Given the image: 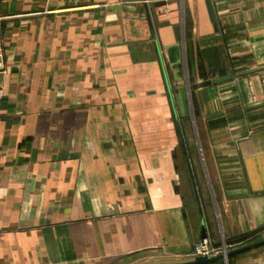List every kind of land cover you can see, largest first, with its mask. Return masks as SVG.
<instances>
[{
  "label": "crops",
  "instance_id": "0c3cea01",
  "mask_svg": "<svg viewBox=\"0 0 264 264\" xmlns=\"http://www.w3.org/2000/svg\"><path fill=\"white\" fill-rule=\"evenodd\" d=\"M211 4L216 32L204 0H0V264L263 238L264 0ZM175 44L190 86L233 76L192 90L189 118ZM209 264H264V246Z\"/></svg>",
  "mask_w": 264,
  "mask_h": 264
},
{
  "label": "water",
  "instance_id": "95a60500",
  "mask_svg": "<svg viewBox=\"0 0 264 264\" xmlns=\"http://www.w3.org/2000/svg\"><path fill=\"white\" fill-rule=\"evenodd\" d=\"M204 1H205V6L207 9L209 20L212 23L214 31L216 32L217 24L215 21L211 0H204ZM165 53H166V57L168 60L170 70L172 72L174 83L175 84L183 83L181 86L173 88L172 90L173 92L172 98L177 107L179 116L181 118L190 117L188 98L192 90H199L204 87L220 84V83L231 80L233 77L231 72L229 71L226 73L224 77L215 78L212 80L200 82V83L190 86L188 80L184 76L183 56H182L181 45L175 44V45L169 46L166 48ZM202 234L203 235L201 239H204L205 238L204 233ZM261 246H264V236L261 240L254 242L252 244L227 250L225 257L228 258L233 255L240 254V253L261 247ZM223 258L224 257L222 256L221 253H215L209 257H206V256L205 257H193V258H189L185 260H148V261H144L138 264H209V263H213L219 260H223Z\"/></svg>",
  "mask_w": 264,
  "mask_h": 264
},
{
  "label": "built area",
  "instance_id": "2783aa9c",
  "mask_svg": "<svg viewBox=\"0 0 264 264\" xmlns=\"http://www.w3.org/2000/svg\"><path fill=\"white\" fill-rule=\"evenodd\" d=\"M4 71H5L4 49L2 44V35H1V27H0V74L4 73ZM229 249L231 248L227 246L224 241H222L219 246H214L209 239L204 238L192 244L190 254L192 257H205V256L209 257L212 254L221 253L222 256L224 257L223 260L226 261L227 258L225 257V254L226 251Z\"/></svg>",
  "mask_w": 264,
  "mask_h": 264
},
{
  "label": "trees",
  "instance_id": "16d2710c",
  "mask_svg": "<svg viewBox=\"0 0 264 264\" xmlns=\"http://www.w3.org/2000/svg\"><path fill=\"white\" fill-rule=\"evenodd\" d=\"M245 237L247 238V237H249V236H242V237L237 238L236 240L230 241L231 243H229V242H228V243H229V244H234V243L239 244V243H242V242L245 241V239H246Z\"/></svg>",
  "mask_w": 264,
  "mask_h": 264
},
{
  "label": "rangeland",
  "instance_id": "374dc122",
  "mask_svg": "<svg viewBox=\"0 0 264 264\" xmlns=\"http://www.w3.org/2000/svg\"><path fill=\"white\" fill-rule=\"evenodd\" d=\"M169 83V82H168ZM173 87L171 86V84L169 83V88H168V90H169V92H171L173 89H172ZM171 90V91H170ZM173 99V98H172ZM174 106L176 107V105H175V103H174ZM147 257V256H146ZM148 260H156V259H154V258H152V259H148ZM148 260H142L141 262H144V261H148ZM140 262V263H141Z\"/></svg>",
  "mask_w": 264,
  "mask_h": 264
}]
</instances>
